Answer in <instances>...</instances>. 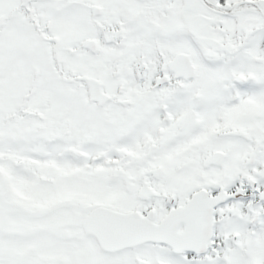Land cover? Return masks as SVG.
<instances>
[{"label": "snow or ice", "instance_id": "snow-or-ice-1", "mask_svg": "<svg viewBox=\"0 0 264 264\" xmlns=\"http://www.w3.org/2000/svg\"><path fill=\"white\" fill-rule=\"evenodd\" d=\"M0 264H264V0H0Z\"/></svg>", "mask_w": 264, "mask_h": 264}]
</instances>
